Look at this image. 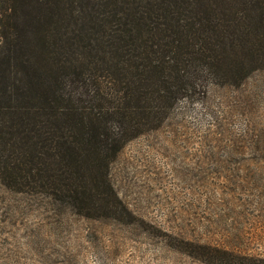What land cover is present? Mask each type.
Wrapping results in <instances>:
<instances>
[{
  "label": "trees",
  "instance_id": "1",
  "mask_svg": "<svg viewBox=\"0 0 264 264\" xmlns=\"http://www.w3.org/2000/svg\"><path fill=\"white\" fill-rule=\"evenodd\" d=\"M260 71L264 0H0V186L113 218L124 146Z\"/></svg>",
  "mask_w": 264,
  "mask_h": 264
},
{
  "label": "rangeland",
  "instance_id": "2",
  "mask_svg": "<svg viewBox=\"0 0 264 264\" xmlns=\"http://www.w3.org/2000/svg\"><path fill=\"white\" fill-rule=\"evenodd\" d=\"M256 161L264 169V71L180 102L127 143L110 166L113 218L0 186V264H208L206 248L264 259Z\"/></svg>",
  "mask_w": 264,
  "mask_h": 264
}]
</instances>
